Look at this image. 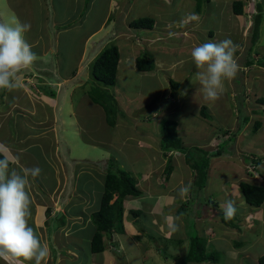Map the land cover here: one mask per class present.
<instances>
[{"label":"rangeland","instance_id":"374dc122","mask_svg":"<svg viewBox=\"0 0 264 264\" xmlns=\"http://www.w3.org/2000/svg\"><path fill=\"white\" fill-rule=\"evenodd\" d=\"M149 1L151 4H148L145 0H0V21L11 22L13 20H19L21 23H28L31 25L30 30L25 33V39L32 46V51L37 56V60L34 61L31 67L33 72L36 73L37 76L40 72L46 77H51L52 80H55L56 77L53 73L49 72H55L56 74L58 71V73L62 75L61 83L58 84V87L57 84H55L54 90L57 91V98H59L61 103L62 116L68 122L67 127L69 128L68 131L66 130V136L69 141V145H71V156L70 159L67 158L69 162L77 160L78 157L80 158L86 154L87 157L91 158L90 160L92 163H94L92 164L91 162H88L87 168L93 167L95 164L101 163L102 165L104 162H97L100 157V149H102L99 145V140L101 136L107 132L106 137L114 139L109 141V149L113 153L111 161L114 162V166L118 169L129 172L136 178V180H138L140 178L139 168L141 167L144 169V163L151 159L146 158L151 155L147 153L144 148L138 144V142L148 140L150 137L156 138L158 142H161V137L163 135L162 123L159 122L158 119H153L152 125L150 127H146L140 123V118L146 112L153 111L154 105L156 104L158 107L160 103L159 101H163L165 99L167 104L163 106L164 113L161 115V120L170 119L184 125L186 124L188 128L185 130L180 129V132H178L182 134L181 137L183 138L182 140L185 143V146L188 148L194 147L205 150V148L200 147L201 145L198 141H196L198 134L193 135L195 133H199L201 130H207L201 129L203 127V120L200 115L201 110H199V108L194 109V104H190V102L186 99L182 100L179 98L178 102L175 101L176 108L171 110L169 103H172L173 101L169 100V97L172 89L169 86L168 80L160 81L159 78H150L145 79L142 83V80H136L133 78L134 75H131L133 74L131 72V70H133L132 65H124L121 68L118 66V81L120 82V85H125L123 78L126 77L127 79V77H129V80L127 79L128 84L132 82L135 84L131 90L133 91L136 89L145 93L141 94L140 98L137 100H133L129 105V108L126 107L127 109H125L119 106V112L114 111V113H112L108 111L107 114L103 108L100 109L99 106L93 105L95 102L91 95H101L100 89H105L106 86L93 78L92 65H88L90 63L89 59L94 55L93 50H90V54H87V56L83 58L82 63L79 61L80 55L83 51L82 46L85 40L90 34H92L93 31H96L103 24L105 26L107 24V20L110 18L111 21L109 22V28H112V26L115 25L113 30H115V27L118 30L127 28L126 24L129 25V20H136L139 15H144L148 18L157 20L154 14L158 11L157 7L159 6H157V1L159 0ZM180 1L184 2V0H176V3H179ZM201 1L205 3V0ZM211 1L212 4H206L205 12L209 13V16H207L203 21V26H213V41L219 42L224 39H231L237 45L235 58L237 59L236 55L238 53L242 54L243 52L244 54L243 56H239L237 59L239 66H242L241 64H243V58L246 62L251 60V56L254 54H259V58L257 59L260 60L261 64H264V0H247L251 11L254 9V6H256L253 16H249V13L246 12H244L245 17L243 16L244 19H246L244 21V23H246V27H250L248 32L250 35L249 37L244 35L245 28L239 29L241 22L237 23L238 18L236 19L232 13V5L238 0ZM127 2L136 4L137 7L130 12L128 21H124L122 24L121 13L119 14V11H117L115 3H121L119 6L123 11L124 3ZM162 2H159L160 7L164 4L167 8L166 2ZM194 11L195 10L193 9L189 12L181 8L179 12L175 11L178 16L176 20L179 18H185L190 13L194 14ZM193 14L191 16H193ZM258 14L262 16V22L260 25L259 40L253 46L251 32L254 18L252 19V17H255ZM166 17L167 14L163 13L161 15V20L166 21ZM221 27L222 29H220ZM218 29L220 30L218 31ZM104 31H108L106 27H104ZM104 31L102 30L96 35V37L103 39V44H108ZM196 31H199L197 37L200 40L202 39L204 42L209 40L210 34L206 35L205 32H200V30ZM99 39L96 41H99ZM115 42H119V39L116 38ZM46 44H48V47L50 44H53L56 48L54 49L53 46L50 47L47 49V52L44 51L42 56V46L44 47ZM113 44L115 43L109 41L107 46H112ZM164 44V41L159 42L158 47L153 46L150 50L153 55L155 54L157 56V58L159 57L167 62V57L165 59L164 55ZM175 54L172 56V59H178L180 57L178 56L180 55L179 51ZM255 65L257 64L255 63ZM190 66L191 71L193 72L192 84H194L195 74L199 70L195 67L193 61L187 63L184 67L180 66L179 69L181 72L179 73L183 74L185 72L183 69H189ZM254 68L255 69L253 70L255 72H251V69L248 71L245 70V78L247 82L240 83V86L244 87V91L241 87H236L234 80L226 81L225 91L220 98L214 102L207 101V104L204 103L206 107L213 109V111H208L207 109V114L214 112V109L219 110L218 116L214 118L215 124L220 125L225 119L227 127L232 126V129L227 132V136L223 133L221 135L225 139L232 136L229 142L231 147L228 151H226L225 157L216 158L217 161L214 165L211 177H209L208 173L207 184L209 186L206 188V184V189L204 188L205 190L201 193V195H204L206 198L210 196L222 195V191H220L221 188L224 186V189H226L224 180H233V176L230 171L228 172L229 175L224 177L219 176L222 182L217 180L216 175V171H218L219 168L226 169L229 167L228 164L231 163L230 160H228V157H230V155L236 157L239 162H243L246 166V168H244V171L246 172L242 174L243 176L240 177L238 181L244 180L252 182L253 179H255L259 183H264V176L261 173H264V153L254 154L255 152H251L247 147L248 145L250 148H253L251 144L262 141L263 138L259 137V135L263 136L264 134V112L259 111L257 119L255 116L256 113L254 114L252 112L254 111L252 103L248 102V100H250L249 95L253 92L252 90H254L252 84L254 85L256 82L259 83L260 79L262 80L264 78L262 73L258 72L260 68ZM76 69L78 70L74 76ZM66 75L72 76L70 78L63 77ZM159 75L161 79H164L167 76V73H159ZM22 77L19 85L23 84L24 86L22 85V88L25 87L28 92H32V90L29 89L30 85L34 88L32 82L30 79H27V81L22 80ZM175 78L176 75L174 76V79ZM87 80L90 82L87 83ZM37 81H39V79H37ZM37 84L40 86V83ZM182 85H180V88ZM195 86L201 87L198 81ZM107 88L110 90L113 97H116L114 86H107ZM257 88L258 89L253 92V95H258L262 92L260 84L257 85ZM186 90H189V88L187 87ZM192 90H194L193 87ZM165 94L169 97L165 96ZM260 96L264 97V93ZM191 97H197L195 101H199L198 97H203V94H192ZM116 100L117 103H119L117 97ZM109 104H111V102ZM94 109L97 110L96 113H93ZM9 113L10 112H8L5 108L2 121H6ZM73 113L79 114L77 120L72 117ZM245 115L250 117L249 121H246L248 118H246ZM104 118L107 119V123L109 125L115 118L117 127L119 128H114L112 132L108 129V131L106 129L103 130L101 127L104 123ZM256 119L261 122L260 129L257 133L253 131ZM72 120H75L78 125L83 126L85 130L89 127V125L92 126L90 129L91 133H89L87 137H81L79 132L78 134L75 133L76 130L71 129ZM189 131H191L190 134L188 133ZM236 131H239L238 134L233 136L232 133H235ZM133 133L135 134L134 141L127 140L125 150L122 148L118 153L117 147H122V139L124 137H130ZM254 135L258 138H255ZM92 138L95 139V146L98 148L96 150L89 147L88 140ZM247 139L251 142L247 143ZM214 145L215 144L212 146ZM62 148L63 147L59 146L60 156L61 154L62 156L64 155V151L66 149ZM206 151L209 152L211 149H207ZM256 160H261V163H254ZM239 162L237 163L240 166L241 163ZM163 163V156L157 155V160L153 166L155 173L159 174V170L165 168ZM146 164L150 163L147 162ZM212 164L213 163L210 161L209 169H211ZM79 165L85 167L86 164ZM255 168L257 169L256 173H254ZM165 170L166 169H164V172ZM44 171L48 172L49 170L45 168ZM107 171L108 169L106 171L99 170V172H97L98 185L91 178H84V186H87L89 191L96 192L95 196H97L100 190H103V173L106 174ZM21 174L23 173L21 172ZM180 175L183 177L185 174L182 173ZM158 177V175L154 174L151 177L153 181L149 180L152 181L153 189H167V185H164V183L168 184V182L164 181L163 175H160L159 177L161 182L157 180ZM42 178L47 183V177L42 176ZM170 179L171 184H177L178 180H173L172 178ZM154 181H156L155 184ZM184 181L186 182L187 179H184ZM45 182H41L42 187L46 184ZM236 185L238 187L239 184ZM186 186L188 187V185ZM45 188L47 189L49 187L45 185L43 188L44 191L46 190ZM180 188L181 187L178 186V192L175 196L176 200H174L173 204L167 205L165 200L156 201L155 198L151 200L148 199V203L155 202L156 211L154 213H151L152 211L149 212L141 207V204L147 203L146 200H139L137 203V201H134L135 198H126L127 208L124 213L123 220L125 231H118L119 233L116 241L118 251L116 252V250L109 245V256L107 253L95 254L92 257L90 255H85V257L82 256L81 258V264H94V260L100 262L101 259H105L107 261L108 257L110 258L112 264H186V257L190 250V240L192 238H205L203 230L207 225L211 226L212 224L213 228L216 229V227L221 225L227 226V224H225L224 221L220 222L221 219L217 216H214L211 219V222H203V220H206V217L203 216V210L201 208H191L194 203H197L195 199L200 196L194 189L193 183L191 184L192 198L190 197L191 194H189L190 192L188 191L186 195H188V198L190 199V204H188L187 209L184 210L182 205L185 197L182 198L179 195ZM173 193L174 192H172V194ZM36 194L41 198L42 191L36 190ZM205 197L202 196L201 198L207 200ZM138 199L140 198H137L136 200ZM220 200H224L226 202L229 200V197L227 195L224 196L223 194V196L220 197ZM214 202L218 203V201L213 200V203ZM213 203H207V205L212 207ZM138 205L141 211L140 216L135 220V217L129 215L128 210L131 208L138 209ZM246 207L248 208V206ZM169 216H172L173 218L169 219ZM58 218L63 219L65 222L68 220V217L64 216V214L60 215ZM171 223L179 225V230L172 231L169 227ZM252 223L253 225L248 229L247 234H243L241 236L239 235V228H237L238 225L236 221H232V224L228 225L227 229L225 227L222 228L221 231L223 232L220 234L223 236L222 239L218 241L215 240L213 246L209 250L219 257L217 264H261L259 262V258L264 257V223H260L255 220H253ZM58 226L59 223H57V219H55L53 223H49L48 229L50 227L55 229ZM90 226L93 225L90 224ZM139 231H141L143 235H140ZM93 232L94 230H89V234H93ZM132 232L135 234L137 232L136 236H133L134 234L131 235L130 233ZM235 233L238 234H236L235 237H232ZM113 237H115V235L110 236L108 241L110 240L109 242H113ZM229 237H231L230 241L228 239ZM230 242L232 243L231 246H229ZM113 251L115 253H113ZM49 253L53 255L55 254L52 247H50ZM0 259L5 260L2 256H0Z\"/></svg>","mask_w":264,"mask_h":264},{"label":"crops","instance_id":"0c3cea01","mask_svg":"<svg viewBox=\"0 0 264 264\" xmlns=\"http://www.w3.org/2000/svg\"><path fill=\"white\" fill-rule=\"evenodd\" d=\"M148 4L150 3L149 0H145ZM166 2L167 8L162 5L160 7L159 2ZM186 1V2H185ZM190 1V2H189ZM242 1V0H238ZM243 0L242 2H244ZM162 2V3H163ZM236 2V1H235ZM204 2H197V0H184L180 1L179 3H176V0H159L157 1V13L154 14L155 18V25L153 28H146V29H135L130 26V22L133 20H129V25H127V28L118 30L115 27V30L112 28H109V22L111 21V18L107 20V24L104 26V24L98 28L96 31H93L92 34L88 36V38L85 40L82 48V54L80 55V63L83 62V58L87 56V54H90V50H93L94 55L91 56L89 59L90 63L106 48L110 42H113L115 46L118 47L120 52V62H119V68L123 67L124 65H132L133 70L131 72L132 76L134 75V79L136 80H142V83L145 79H155L159 78L161 81H167L169 82V86L172 89V92L170 93V97L165 94V96L169 97V100L174 101L179 99H186L190 102V104H194V109L199 108L201 110L203 107H206L205 104H207V101L203 97H198L199 101H195L197 97H191L192 94H201L198 89L200 87L195 86L197 80H194V84H192V76L193 72L191 71V66L189 69L185 68L183 71H185L183 74H180L179 72L180 66H185L187 63L192 62L190 51L194 46H197L201 43H204L202 39L200 40L197 37V34L200 30V32H205L206 35H209V40H213V26H203V21L207 16H209V13L205 12L206 4H212L211 0H205ZM115 3L117 11H119V14L121 13V19L122 24L124 21H128V16L130 12L137 7L136 4L133 3H124L123 11L120 8V5ZM151 4V3H150ZM234 5V3H233ZM232 5V13L237 19V23L241 22V25L239 29L245 28L246 37H249L248 34L250 27H246V23L244 21V12L249 13V9L247 6L243 7V14L239 15L236 14L235 8H233ZM184 9L186 11L191 12L193 9L194 14L190 13L185 18H179L175 13V11L179 12V10ZM200 11H199V10ZM162 10V11H161ZM165 13L167 14L166 21L161 20V15ZM197 16V19L192 20L191 15ZM244 16V17H243ZM146 17L144 15H139V18ZM201 17V19H200ZM134 18V17H133ZM148 18V17H147ZM135 19V18H134ZM152 19V18H151ZM181 21H185L183 24ZM121 25V24H119ZM157 25V26H156ZM250 25V24H249ZM104 27L108 30L107 32L104 31ZM222 29V27L220 28ZM218 29V31L220 30ZM105 32V38L107 39L108 44H103V39H99L96 37L98 33L101 31ZM205 35V36H206ZM118 38L119 42H115V39ZM41 39V37H40ZM39 39V40H40ZM99 39V41H96ZM164 41V55L165 59L168 62H165V60L161 58H157V56L152 54L150 48L153 46L158 47V43ZM174 41V42H173ZM206 42V41H205ZM36 44V43H35ZM34 44V45H35ZM53 44H50L48 47V44H46L43 47L42 56L44 51L47 52V49L52 47ZM254 46V45H253ZM54 47V46H53ZM56 47H54L55 49ZM180 52V56L178 59H172V56ZM238 53L237 59L239 56H243V52ZM149 55V57L153 61V69L148 72H140L137 69L136 62L139 57ZM176 55V54H175ZM250 57V56H249ZM252 59L245 62L244 58L242 66H239V71L236 75V77L232 80L236 83V87L243 89L244 87L240 86L241 82H247L245 78V70L248 71L251 69V72H255L253 69L254 67L260 68L258 71L259 73H262L264 77V64H261L259 58V54H254L251 56ZM250 57V58H251ZM246 58V57H245ZM236 59V58H235ZM236 59V60H237ZM238 62V61H237ZM89 63V64H90ZM255 63L257 65H255ZM254 65V67H253ZM32 65L23 69L18 75L19 78L16 81L17 86L12 90H6V89H0V152H2L4 155L8 156L11 160V165L9 166L10 170L15 169L17 172H22L26 168H32V167H39L41 169L40 175L32 178L29 176V188L28 191L31 194V205H30V212L31 215L28 218V223L30 227H33L36 234L40 237L42 243L46 242L48 245V248L52 247L55 251V254L49 253L48 257L45 258L44 261H42V264H81V258L82 256L85 257V255H90L91 257L94 256L91 252V245L90 241L92 239L93 234H89V230L92 229L95 231V226L92 223L91 217L94 212H96L100 207L101 197L103 194V190H100L95 196L96 192L89 191L87 186H84V178L87 177L88 179L91 178L95 181V183L98 185L97 180V172H99L100 169L96 167V164L93 167L87 168L88 162L92 161L90 160V157H87L86 154L78 157L77 160L68 161L71 156V145H69V141L66 136V130L68 131L67 124L68 122L63 118L61 113V103L59 98H57V91L54 90L55 84L61 83L62 75L56 72H49L53 73V75L57 78L55 80H46L44 87L45 89L42 90V78H45V76L42 77V73H38V76L36 73L33 72L31 69ZM52 68V67H51ZM78 70V69H77ZM74 73V76L76 75V72ZM159 73H167V76L164 79L160 78ZM48 74V73H47ZM59 74V75H57ZM137 74V75H136ZM52 75V74H50ZM176 75V78L174 79V76ZM23 76V77H22ZM191 76V77H189ZM22 80L30 79V81L33 84V87L31 85L29 86V89L32 90V92H28V90L25 88H22V85H19ZM59 77V78H58ZM65 78H70L71 75L63 76ZM54 78V77H53ZM129 77H127L128 79ZM39 79V81H37ZM126 77L123 78L125 81V85H120V82L118 81L114 92L115 96L118 98L119 106L121 108H129V105L133 100H137L140 98L141 94L145 92H141L140 90H131L133 87V82L128 84ZM129 80V79H128ZM231 81V80H230ZM256 82V81H254ZM37 83H40V86H38ZM178 84L179 86L175 89L173 85ZM183 84V85H182ZM256 84V85H255ZM260 84V89H262L260 94L253 95V92L256 91L257 85ZM128 85V86H127ZM180 85L182 87L180 88ZM262 85V87H261ZM264 78L260 82L252 84L254 90L249 95L250 100L248 102L252 103V108L254 111H252L255 116L258 119L259 111L264 112V104L258 102V99L262 98L260 95L264 93ZM131 86V87H130ZM195 86V87H194ZM53 87V88H52ZM128 87V89H127ZM189 88L187 90L186 95H181V93L186 90V88ZM192 87L194 90H192ZM84 88V87H83ZM180 88V89H179ZM35 93V95H34ZM50 93V94H49ZM54 93V94H53ZM53 94V95H52ZM46 95V96H44ZM52 95V96H51ZM245 95V93H244ZM58 100H56V99ZM160 106H161V102ZM94 106H99L100 109L102 107L98 104H93ZM127 107V108H126ZM155 107V105H154ZM153 107V111H148L144 115L141 116L140 121H143L146 126H148V123L145 121H148L150 115L152 112H154L155 108ZM5 108L7 109L9 113L8 118L6 121H2L3 115L5 113ZM171 110H174L176 108V105L173 103L170 106ZM208 111H213V109L208 108ZM74 111V110H73ZM71 112V111H70ZM97 110L94 109L93 113H96ZM219 114L218 109H214V112L208 114L209 117L205 118L201 113V119L203 127L201 129H207V130H201L199 133H195L193 135L198 134V137L196 138V141L199 142L201 145L200 147H204L206 150L211 149L210 152H214L216 148H218V145L222 141V139L225 140L224 137H222V131L226 134L229 130H231L232 126L227 127V123H225V119L223 121L222 127L221 124H215L214 118L217 117ZM79 114L73 113V116L76 120L78 119ZM183 118V117H182ZM248 121L250 120V117L247 116ZM256 121H259L257 120ZM255 121V122H256ZM107 119L104 118V123L102 124V129H108L112 130L117 127V124L115 126H110L107 123ZM246 123V122H245ZM119 124V123H118ZM261 124V122H260ZM106 126V128H105ZM151 124H149L148 127H150ZM261 126V125H260ZM92 126L89 125V127L85 130L83 126L78 125L75 120H72L71 122V129H75V133L78 134V132L81 134V137H87L89 133H91L90 129ZM188 126L185 124H181L178 122L177 124V131L180 132L181 130L187 129ZM260 129V127H259ZM258 129V130H259ZM107 130V131H108ZM225 130V131H224ZM221 131V132H220ZM239 131H236L235 133H232L233 136L235 134H238ZM258 132V131H257ZM256 132V133H257ZM107 133V132H106ZM106 133L101 136L99 140V145L102 149H100V157L97 162H106L107 160L112 158L113 153L109 149V141L114 140L109 137H106ZM189 134L191 131L188 132ZM27 134V135H25ZM179 137L183 139L181 136V133H178ZM135 134H131L130 137H124L122 139V147H117V152L119 153L120 150L123 148L125 150V145L127 140L134 141ZM227 136V135H226ZM255 138H258L254 135ZM259 137L263 138L262 141L259 143H253L251 144L253 148H250L248 145V149L251 152H255L254 154H260L264 153V134L263 136ZM63 138V139H62ZM254 139V138H253ZM64 141V142H63ZM116 141V140H115ZM121 141V140H119ZM183 141V140H182ZM117 142V141H116ZM251 142L247 139V143ZM89 147L93 148L94 150L98 149L95 146V139H89L88 140ZM158 141L156 138L150 137L148 140L139 141L138 144L141 145L144 150L149 153L151 156H147L146 158H151L147 160L145 164V168L142 169L139 168V179L137 180V184L139 189L142 192V195L140 196L139 200H146V204H141L142 208L145 210H148L151 213H154L156 211L155 208V202L148 203V199H154L156 201L159 200H165L166 204H173L175 199V196L178 192V186H186L189 187V194L192 193L191 190V184L194 181V169L193 167L188 164L187 157L185 152L182 150H172L170 152L163 151L162 144L158 145ZM184 143V142H183ZM215 144L214 146H212ZM67 145V146H66ZM185 145V143H184ZM59 146L66 148L64 151V155L60 156L59 153ZM62 148V149H63ZM231 150V149H230ZM157 155H162L164 158L163 166L166 169L167 163L170 162L173 167V172L171 174V177L173 180H178L177 184H171L170 178L166 182H168L167 189L166 188H159V189H153L152 186V176L154 174L163 175L164 181H165V173L164 169L162 168L159 170V174L155 173V169L153 166L155 165V162L157 160ZM156 156V157H155ZM226 153L219 157H212L211 162L212 167L209 169V177L212 176L214 165L216 164L217 159L216 158H222L225 157ZM155 160V162H154ZM228 160H230L231 164H228L229 167L226 169L219 168L218 171H216L217 180L221 181L219 176H226L229 175L228 172L232 174L233 180H224L226 189H224V186L221 188L220 191H222V195L217 196H210L206 198L204 195H200L197 197L196 204L194 203L191 208L199 209L201 208L203 210V216L206 217V220H203V222L210 221L211 219L216 216L217 210H221V205L225 203V201H221L220 197L227 195L229 199L233 200L237 211L235 214V218L237 219V228H239V235L247 234V231L249 228L252 227L253 223L252 221L255 220L260 223H264V203L259 208H254L246 204L244 197L242 196V193L239 189V185L237 187L236 184H240V182L244 180H239L240 177H242L243 173L246 168L245 164L243 162H239L236 157H233L230 155L228 157ZM248 160V159H247ZM150 164H146V163ZM241 163L239 166L238 163ZM79 164H86L85 167H82V165ZM94 164V163H92ZM150 165V166H149ZM162 166V167H163ZM48 169V172H45L44 169ZM257 168V167H256ZM254 169V173L257 172V169ZM184 173L185 175L182 177L179 174ZM101 171V170H100ZM264 176V173L261 172ZM106 174L103 173V178ZM252 175V174H251ZM254 175V174H253ZM42 176L47 177V183L42 178ZM157 178L159 182H161L160 178ZM184 179H187L185 182ZM212 179V178H211ZM152 180V181H149ZM216 180V179H215ZM45 182L46 184L43 185L41 182ZM238 181V182H237ZM237 182V183H236ZM248 182V181H247ZM259 183L255 179H253L252 182L249 183ZM156 181H154V184ZM208 183V182H207ZM32 184V186H31ZM49 184V185H47ZM45 185L49 188H45L44 191L43 188ZM104 186V184H103ZM208 184L206 188H208ZM205 188V189H206ZM36 190L42 191L41 198L38 197L36 194ZM172 192H174L172 194ZM205 197L206 199L218 201V203H213L212 207L208 206L207 203H210V200H204L201 197ZM192 198V194L190 195ZM188 204H190V199L188 198V195L185 196L183 199V209L186 210ZM218 205V206H217ZM248 206V208L246 207ZM205 207V209H204ZM127 208V204H126ZM138 209L139 205H138ZM68 217V220L65 222L63 219L58 218L60 215H63ZM189 218V216L187 215ZM43 218V219H42ZM169 218H173L172 216H169ZM57 219V223H59V226L57 228L50 227L48 229L49 223H53L54 220ZM221 219V218H220ZM258 219V220H256ZM222 220H220L221 222ZM208 223V222H207ZM92 224L93 226H90ZM223 224V222H222ZM125 230V225L123 226ZM225 227L227 229L228 226L221 225L219 227L213 228V225L206 226V228L203 230L205 239L207 238V247L208 250L213 246L214 241H218L222 239V235H220L223 231L222 228ZM244 229V232H243ZM119 232L114 231L115 237H113L114 241H117V235ZM133 236H136L135 233H130ZM139 234L143 235L141 231H139ZM227 234V233H226ZM238 233H235L232 235V237H235V235ZM221 236V237H219ZM148 237V236H147ZM229 237V241H230ZM231 242L230 245L231 246ZM141 245V244H140ZM229 248V247H228ZM110 252L107 250L104 253ZM109 256V255H108ZM2 257L5 260L0 259V264H19V261L15 258H13L10 255H2ZM259 258V262H260ZM86 260V259H85ZM10 262V263H9ZM94 264H112L110 258L108 257V260L101 259L100 262L97 260H94ZM261 263V262H260ZM26 264H35V261L26 262ZM196 264V263H193ZM206 264V263H203Z\"/></svg>","mask_w":264,"mask_h":264},{"label":"trees","instance_id":"16d2710c","mask_svg":"<svg viewBox=\"0 0 264 264\" xmlns=\"http://www.w3.org/2000/svg\"><path fill=\"white\" fill-rule=\"evenodd\" d=\"M197 2H202L201 0H197ZM246 4L242 1L234 2L233 8H235L236 14H243V7ZM199 10V9H198ZM200 11V10H199ZM253 25H252V42L255 45L258 42L260 25L262 22V16L260 14L253 17ZM155 25L154 19L143 17L130 22V26L135 29H146L153 28ZM43 48V46H42ZM120 61V52L117 46L112 45L106 47L93 61L92 63V76L99 82L103 83L106 88L100 89L101 95H91L92 99L96 104L101 105L106 113L109 112L114 113V111L119 112L118 104L111 94L110 90L107 86H115L118 80V65ZM137 69L140 72H148L153 69V61L149 57V55H144L138 58L136 62ZM48 75V74H47ZM44 75L42 74V77ZM46 80H52L51 77L42 78V90L45 89L44 84ZM176 89L179 85H173ZM50 94V93H49ZM54 94V93H53ZM52 94V95H53ZM51 95V96H52ZM101 96V98H100ZM176 101V100H175ZM175 101L169 103L171 106ZM111 102V104H109ZM177 102V101H176ZM258 102L264 104V97L258 99ZM162 107H157L155 104L154 112L161 117L164 113L163 106L167 104L166 99L161 102ZM166 109V108H165ZM207 108L203 107L201 109V114L208 118ZM159 119L153 118L151 115L146 121L152 125V120ZM248 121V119H246ZM159 122L162 123V138H161V146L165 154L172 150H182L185 152L187 157V162L194 169V181L193 187L198 192V195L205 190V186L208 180V173L210 168V160L212 157H219L226 153L229 150L231 145L229 144L230 136L228 139H222L218 148L214 152H207L206 149L200 148H188L184 145L182 139L178 135L177 124L176 122L170 119H163ZM116 125L115 118L112 122H110V126ZM146 126V127H148ZM260 127V121L255 122V126L253 131L256 133ZM221 132V131H220ZM223 134H226L222 131ZM27 135V134H25ZM227 135V134H226ZM205 151V153H204ZM204 153V155H203ZM4 156L3 153L0 152V158ZM110 160L106 161V165L96 164V167L101 171L104 170L106 175L104 177V186H103V194L101 197L100 208L97 212L92 214L91 220L95 226L94 235L90 241L91 252L93 254H103L107 250H109L110 246L113 247L116 252L118 251V247L116 246V241L109 242L108 238L114 234V231H125L123 227L124 213L126 211V198H140L142 195L141 190L138 187L137 180L133 177L129 172L118 169L114 166V162ZM256 164H260L261 160L254 161ZM11 165V164H10ZM117 169V170H115ZM173 172V167L170 162L167 163L165 170V181L169 180L171 174ZM239 189L244 197V200L247 205L259 208L264 203V185L258 183H249L247 181H242L239 184ZM210 200V199H207ZM213 203L212 200H210ZM218 206V205H217ZM141 209H129V215L135 217V220L140 216ZM217 217H220L225 224L231 225L232 221H236L235 217L231 219H225L223 212L221 210H217ZM215 216V217H216ZM149 237V236H148ZM207 240L205 238L194 237L190 240V250L186 257V264L196 263V264H217L219 257L215 253H212L208 250ZM110 245V246H109ZM109 246V248H108ZM113 249V250H114ZM113 253H115L113 251ZM112 253V254H113ZM261 264H264V257L260 259Z\"/></svg>","mask_w":264,"mask_h":264},{"label":"clouds","instance_id":"9594fccd","mask_svg":"<svg viewBox=\"0 0 264 264\" xmlns=\"http://www.w3.org/2000/svg\"><path fill=\"white\" fill-rule=\"evenodd\" d=\"M244 3L248 7V1L245 0ZM254 7L256 9V6ZM191 19L195 20L197 17L193 15ZM184 22L181 21L182 24ZM30 27V24L21 23L19 20L0 21V89H14L17 86L18 74L37 60L32 46L25 39V33L30 30ZM236 49L237 45L231 39L219 42L207 40L191 49V59L199 70L195 74V79L201 86L198 91L203 94L206 101L218 100L225 91V82L236 77L239 71V64L235 59ZM93 61L88 65L91 66ZM89 82L87 80V83ZM186 92L187 90H184L181 95H186ZM114 98L116 100V97ZM117 104L119 107V103ZM151 116L159 118V121L162 119V116H158L155 112H152ZM140 123L145 125L143 121ZM157 144L161 145V142ZM10 164L11 160L8 156L4 155L0 158V256L10 255L17 259L19 264H26L33 260L35 264H42L49 255L48 245L46 242L42 243L28 223L31 215L29 176L32 178L39 176L41 169L26 168L21 174L15 169L10 170ZM102 165H106V162ZM188 191L189 187L182 186L179 189V195L183 198ZM221 209L226 220L234 217L237 211L231 199L222 204ZM169 227L172 231L179 230V225L176 223H171Z\"/></svg>","mask_w":264,"mask_h":264},{"label":"built area","instance_id":"2783aa9c","mask_svg":"<svg viewBox=\"0 0 264 264\" xmlns=\"http://www.w3.org/2000/svg\"><path fill=\"white\" fill-rule=\"evenodd\" d=\"M248 9H249V16H252L253 12L255 11V10H254L255 7H254V9L251 11V9H250V5H248Z\"/></svg>","mask_w":264,"mask_h":264}]
</instances>
